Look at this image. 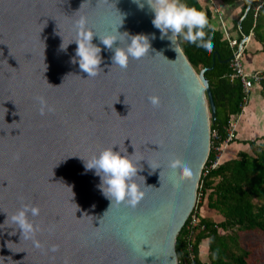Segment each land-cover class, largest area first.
Here are the masks:
<instances>
[{"label": "water", "instance_id": "water-1", "mask_svg": "<svg viewBox=\"0 0 264 264\" xmlns=\"http://www.w3.org/2000/svg\"><path fill=\"white\" fill-rule=\"evenodd\" d=\"M141 3L143 8L133 0H0L3 264H178L175 240L195 205L215 105L206 68H193L177 37L174 45L161 39L154 13L146 0ZM119 13L124 19L117 31L148 37L149 53L121 69L94 36L102 71L87 77L72 62L76 25L85 18L95 34L116 35ZM126 43L118 36L114 48ZM113 145L114 151L125 148L141 169L135 182L143 197L134 207L110 206L100 177L85 168V161ZM174 160L181 166L171 168ZM22 204L40 209L31 218L40 225V247L5 222Z\"/></svg>", "mask_w": 264, "mask_h": 264}, {"label": "trees", "instance_id": "trees-1", "mask_svg": "<svg viewBox=\"0 0 264 264\" xmlns=\"http://www.w3.org/2000/svg\"><path fill=\"white\" fill-rule=\"evenodd\" d=\"M238 1L221 0V3L231 5ZM182 2L204 12L209 21L204 31L205 39L211 38L214 45L211 52L182 37H177V40L197 72L206 68L204 77L215 105V117L210 118L209 127L217 131V141L223 140L228 121L241 112L242 83L239 78H229L231 48L218 14L203 6L199 0ZM259 3L261 6L255 10ZM239 18L241 31L244 34L252 32L264 48V0H243ZM215 19L217 23L214 25ZM214 53L217 54L213 60ZM260 87L264 99V79ZM235 141L245 147L233 157L224 155L217 167L201 173L199 178L201 197L205 199L206 207L217 212L221 218L216 220L202 215L197 211L202 203H196L191 213H195L197 222L189 225V215L176 236L178 264H250L253 251L244 244L240 233L258 232L264 238V134L253 139L235 138L232 143ZM213 154L210 149L208 159L213 158Z\"/></svg>", "mask_w": 264, "mask_h": 264}, {"label": "clouds", "instance_id": "clouds-1", "mask_svg": "<svg viewBox=\"0 0 264 264\" xmlns=\"http://www.w3.org/2000/svg\"><path fill=\"white\" fill-rule=\"evenodd\" d=\"M133 3H136L140 8L144 6L141 0H133ZM146 3L154 13L152 24L160 31L161 39L167 36L174 45L175 38L182 37L207 52L213 50L214 45L211 38L205 39L204 29L209 26V21L204 12L186 5L182 0H146ZM119 15L121 22L115 28L116 35L110 32L103 37L86 28L85 18L78 21L76 25L77 37L73 40L77 47L72 62L78 63L79 69L86 73L87 77H95L102 71L100 68L102 63L101 48L92 43L94 36L99 38L106 50L114 52L110 57L112 66L116 65L121 69L127 68L130 58L141 59L149 53L148 37L142 34L129 35L127 32L120 33L117 31L124 19V14L119 13ZM169 33H171L170 36ZM118 36H122L127 40L125 47L114 48V42L118 40ZM67 45L62 46L61 44V48L66 49ZM37 100L42 109L47 107V102L43 97H37ZM150 102L153 106L158 105L156 97H151ZM114 146L100 150L98 154L85 161V168L95 170V175L100 177V190L111 201L110 206L113 202H126L134 207L143 197V192L135 182V177L138 176L137 173L141 169L138 161L133 160V155H128L125 148L123 151L120 148L118 151H114ZM169 166L176 169L181 166V162L174 160L170 162ZM183 175H189L187 168H184ZM39 215L40 209L38 206L22 204L10 217L7 216L5 222L10 221V224L15 226L13 229L20 230L21 237L32 239L35 246L40 247L39 241L35 239L36 234L41 230L40 225L35 223L34 219H31ZM10 234L14 235L15 231ZM50 250L54 252L57 247L54 245ZM3 262L4 257H0V264H3Z\"/></svg>", "mask_w": 264, "mask_h": 264}, {"label": "crops", "instance_id": "crops-1", "mask_svg": "<svg viewBox=\"0 0 264 264\" xmlns=\"http://www.w3.org/2000/svg\"><path fill=\"white\" fill-rule=\"evenodd\" d=\"M199 2L203 6L210 8V10L213 9L218 14L219 21L227 25L226 28L232 37H240L239 13L243 0H239L231 5H224L221 3V0H199ZM216 23L215 19L213 24L215 25ZM243 65L247 71L264 69V48L253 37L252 33L243 55ZM253 88V95L248 99L237 124L236 135L239 140L253 139L264 134V99L260 94V84L254 85ZM243 147L245 146L241 142H231L224 151L223 156L225 155L228 158L233 157Z\"/></svg>", "mask_w": 264, "mask_h": 264}, {"label": "built area", "instance_id": "built-area-1", "mask_svg": "<svg viewBox=\"0 0 264 264\" xmlns=\"http://www.w3.org/2000/svg\"><path fill=\"white\" fill-rule=\"evenodd\" d=\"M260 6H261L260 3L258 5H256L255 10H257ZM221 26L223 28V32H224L225 38L228 42V45L231 48V56L229 58V65L231 68V72L229 74V78L230 79H234V78L240 79V81L242 83V90L244 92V96H243L242 103H241V112L239 114H237L234 118H231L228 121V124L226 127V135H225L223 140L217 141L219 139L217 131L215 129H210V127H209V151H210V149H212L214 152V154H213L214 156L211 159H208V156L206 157V160H205L206 164L204 162V164L202 166L203 171L201 169V173H203V174L207 173V171L209 169H213V168L217 167L218 164L220 163L226 147L237 136L236 135V129H237L239 117L242 114V112L244 111V108L248 102L249 95H250L252 88L256 84L259 85L261 80L264 79V73H263L264 69L247 71L243 65L244 50H245V48L249 42V37H250V34L252 32H250L249 34H247L245 36V34L240 31V37L234 38L229 34V32H228L226 26L223 24V22H221ZM199 187L200 186L198 183V188H197V192H196L197 202L201 198V192H200ZM189 215H190L189 225L192 226L197 222V217H196L195 213L190 212Z\"/></svg>", "mask_w": 264, "mask_h": 264}, {"label": "rangeland", "instance_id": "rangeland-1", "mask_svg": "<svg viewBox=\"0 0 264 264\" xmlns=\"http://www.w3.org/2000/svg\"><path fill=\"white\" fill-rule=\"evenodd\" d=\"M253 89L254 88H252V91L249 95V99L253 95V92H254ZM236 134H237V129H236ZM236 139H237V136H236ZM196 203L198 204L202 203L201 206L197 207V211H199L202 215L212 217L216 220H219L221 218L217 212L211 211L210 209L206 207L205 199H202V197L200 198L198 202L197 200L195 201V205ZM240 235H241V239L244 242V244L250 247L253 251V254H252L253 257H252L250 264H264V238L263 236L258 232H244V233H240Z\"/></svg>", "mask_w": 264, "mask_h": 264}]
</instances>
